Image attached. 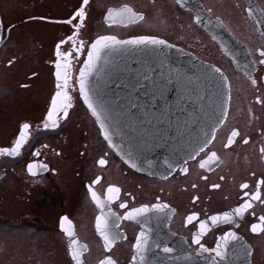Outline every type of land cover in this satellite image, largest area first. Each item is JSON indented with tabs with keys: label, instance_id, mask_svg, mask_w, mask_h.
<instances>
[{
	"label": "flooded vegetation",
	"instance_id": "flooded-vegetation-1",
	"mask_svg": "<svg viewBox=\"0 0 264 264\" xmlns=\"http://www.w3.org/2000/svg\"><path fill=\"white\" fill-rule=\"evenodd\" d=\"M182 4L177 0H89L88 5L83 0H0V149H11L17 140L22 145L18 154L0 155V264H75L73 252L81 264L109 260L133 264V256L140 264L135 244L141 232L147 240V264H201V259L212 264L215 253H201L193 242L200 231L201 243L209 250L223 244L219 238L227 232L239 238L229 242L222 264H264L260 231L264 185L251 208L234 214L264 179L260 152L264 65L258 55L264 49V23H260L264 0H182ZM80 8L85 10L82 25L79 17L72 24L57 22L71 19ZM197 20L209 23L210 33ZM140 35L164 39L219 68L229 89L227 116L205 151L160 177L124 164L102 138L77 87L92 42L100 36L127 40ZM61 41H67L62 52L81 42L85 49L79 60L73 57L67 69H59L62 77L65 70L69 74L72 107L65 118L60 112L63 97L58 99L60 115H53L58 125L54 126L47 116L60 91L55 65ZM24 124L30 127L24 129ZM232 131L239 135L232 138L231 147H225ZM212 152L217 155L214 161L209 160ZM101 158L107 160L104 166L98 163ZM29 165L35 175L29 173ZM182 167L188 169L186 174ZM245 183L249 187L242 189ZM214 184L220 187L213 188ZM109 187L120 191L109 193ZM122 203L127 208L120 207ZM156 203L168 208L125 218L133 208ZM225 213L230 220L224 219ZM193 214L199 219L188 223ZM212 216L219 219L213 223ZM63 217L67 220L61 227ZM97 218L101 227L107 221V241L97 229ZM201 222L206 223L203 230ZM253 224L258 225L257 233L251 231ZM243 245L252 249L251 257L244 254ZM164 247L173 252L164 253Z\"/></svg>",
	"mask_w": 264,
	"mask_h": 264
},
{
	"label": "water",
	"instance_id": "water-1",
	"mask_svg": "<svg viewBox=\"0 0 264 264\" xmlns=\"http://www.w3.org/2000/svg\"><path fill=\"white\" fill-rule=\"evenodd\" d=\"M197 23L210 33L209 23ZM83 69L84 64L78 89ZM214 69L173 46L108 42L101 59L86 70L85 81L94 90L93 101L105 106L115 146L104 138L100 121L80 95L102 137L126 164L131 152L138 158V171L163 176L183 163L206 135L211 140L224 120L221 104L228 107V84Z\"/></svg>",
	"mask_w": 264,
	"mask_h": 264
},
{
	"label": "snow or ice",
	"instance_id": "snow-or-ice-1",
	"mask_svg": "<svg viewBox=\"0 0 264 264\" xmlns=\"http://www.w3.org/2000/svg\"><path fill=\"white\" fill-rule=\"evenodd\" d=\"M88 3H89V0H83L84 5H88ZM177 3H180L181 6H183L182 0H177ZM112 15L113 14L110 11L108 13L109 18H111ZM76 17L80 18V24L82 25L83 21L85 19L84 8H80V10L77 11L75 13V16H73L71 19H68L66 21H57V22L58 23L72 24L73 20L76 19ZM197 19H199V17H197ZM260 23H264V20L260 21ZM77 35H78V33H77ZM68 41H71L73 43V45H75L74 37L69 36ZM108 42H114L115 44H118V45H153V46L161 45V46H168V47H171V45H168L164 39H159L155 36H149V35L135 36V37H132V38L127 39V40H119L115 36H100L94 42L91 43L90 49L87 52V59L83 62L84 69L80 71V76H79V81H78L79 92L83 96L84 102L88 105V108L92 110V114L94 116H96L98 121H100L101 130L105 134L104 138L106 140H108L110 142V144L115 146L114 141L112 139V136L109 134L110 129H111V123H110L108 115L106 114L105 106H104L103 102L100 100H97L96 102L93 101L94 90L85 81V77L88 74L86 72V70L93 66L94 61H98L101 59V52L103 51L104 48H107ZM64 43H67V41H61V43L56 46L57 62H56L55 67L57 69L56 78L58 81L56 87H57V89H60V91H57L56 97L52 99L51 110L48 112V116H47V119L49 121H51L54 126H58V125H57L56 120H53V115H56L58 117L60 115V112H62L63 116L65 118H67L68 109H70L72 107V103H71L72 98L68 94V91H67L68 80L70 78L69 74L65 70V72L63 73V77H62V74L59 71V69H61L62 67L67 69L71 65L73 57H75L77 60H79V56L81 54H83L84 49H85V45L83 44V42H81L78 46H75L72 51L62 52L61 51V45H63ZM258 55L260 57L259 64L264 65V49L259 50ZM61 60H64L67 63L61 64L60 63ZM214 71L217 73H220L219 68H215ZM61 79H63L62 83L60 82ZM145 79H147V77H145ZM252 84L253 85L256 84L255 79L252 80ZM61 97H63V103H62V106L60 108V112H58L57 111L58 99ZM229 100H230V97H229ZM257 102H260L259 98L257 99ZM224 103L225 102H222V104H221V121L224 118H226V116H227V108L224 107ZM221 121H217V123L219 124ZM47 126L48 125L45 124L46 128H47ZM29 127L30 126L28 124L23 125L24 129H28ZM238 135H239L238 131H232L231 137L228 139V143L225 145V147H231V145L234 143V140L232 138L237 137ZM212 138L214 139V133L212 135ZM210 142H211V140L209 138H207V135H206V138L200 143L198 148L194 152L189 153L188 158L183 161V164L187 165L188 160L195 159L197 156L200 155V153L204 152L205 149L208 147ZM243 142L245 144L249 143L248 139H244ZM21 146H22L21 140H17L15 146H13L11 149H8V148L0 149V155L6 154V155L11 156L14 154H18ZM260 152L262 155H264V147H262L260 149ZM216 159H217L216 153L212 152L211 156L209 157V160L214 161ZM137 160H138V158L135 157L133 155V153H131V152L127 153L126 162L129 164L130 167H133V168H136L137 170H139V165L137 163ZM98 163L100 166H104L107 163V160L104 158H101V159H99ZM204 166H205L204 163L200 164L201 168H203ZM170 167H171V165H170ZM32 168H33V166L29 165L28 171L32 175H35L36 173H34L32 171ZM181 171H183L186 174L188 169L186 167H182ZM204 178L207 179V177H204ZM221 179H223V177H221ZM261 185H264V179H262L258 182L257 191L250 196L249 201L245 202L241 207H238L234 210L235 215H237V216L241 215L243 211H246L248 208L252 207L251 201H256V200H259L261 198V193L259 190ZM193 187H196V185L194 184ZM219 187H220L219 184L213 185V188H219ZM241 187H242V189H247L249 187V185L245 183ZM119 191H120L119 188H113V187L108 188L109 193L119 192ZM91 195H92L93 199H96V193L95 192H92ZM244 196L248 197L249 193L244 192ZM120 207L127 208V204L122 203L120 205ZM166 208H168L167 204H160V203L153 204L151 207H149L148 205H143L140 208H133L130 211H128L126 213L125 218L131 219V218H133V216L139 217V216H141L145 213H149V212L159 213V212H163ZM194 219H197V220L199 219L196 214L189 216L187 218V222L192 223ZM210 219L213 223H215L219 219V217L218 216H212ZM224 219L230 220V217L227 213L224 214ZM64 220H67V217L62 218L61 227H63V221ZM260 222H261V225H264V216L260 217ZM115 226L118 227V224ZM205 227H206V223L201 222L200 223V229L203 230ZM257 228H258V225L253 224L251 226V231L253 233H257ZM97 229L101 232V235L104 236L105 240L107 241L109 239V233L107 230L108 229L107 221H105L104 226L101 227V218H97ZM260 231L264 232V226L260 227ZM203 234H204L203 231H200L194 237L193 242L195 244L199 245L201 253H207L210 251L215 253V256L212 258V264H222V262L225 261V257L227 256V249L229 248V242L239 239L235 233L227 232L219 238L220 241H223V244L217 243L216 247L214 249L209 250L208 248H205L204 245L201 243V237L203 236ZM111 235H112L113 239L116 238L115 233H112ZM242 248H243L244 254L246 256H248V257L252 256L253 252H252V249L250 247H248L247 245H243ZM135 249H136L137 255L140 256V264H147L146 252L148 251V247H147V240L145 238L144 232H141V234L137 237ZM163 252L166 254H170L173 252V249L170 247H164ZM72 259L76 260L77 264H81L78 257L76 256L75 252L72 253ZM101 264H105V262L102 261ZM107 264H113V262L111 260H109V261H107ZM133 264H136V256H133Z\"/></svg>",
	"mask_w": 264,
	"mask_h": 264
},
{
	"label": "bare ground",
	"instance_id": "bare-ground-1",
	"mask_svg": "<svg viewBox=\"0 0 264 264\" xmlns=\"http://www.w3.org/2000/svg\"><path fill=\"white\" fill-rule=\"evenodd\" d=\"M228 93H229V89H228ZM228 97H229V95H228Z\"/></svg>",
	"mask_w": 264,
	"mask_h": 264
}]
</instances>
